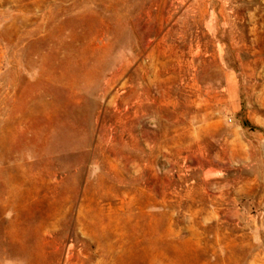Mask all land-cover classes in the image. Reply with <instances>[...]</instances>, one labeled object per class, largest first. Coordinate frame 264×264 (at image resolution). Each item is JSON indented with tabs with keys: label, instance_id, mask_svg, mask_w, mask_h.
Returning a JSON list of instances; mask_svg holds the SVG:
<instances>
[{
	"label": "rangeland",
	"instance_id": "obj_1",
	"mask_svg": "<svg viewBox=\"0 0 264 264\" xmlns=\"http://www.w3.org/2000/svg\"><path fill=\"white\" fill-rule=\"evenodd\" d=\"M0 264H264V0H0Z\"/></svg>",
	"mask_w": 264,
	"mask_h": 264
}]
</instances>
